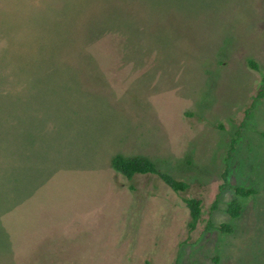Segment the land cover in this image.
<instances>
[{
	"label": "rangeland",
	"instance_id": "rangeland-1",
	"mask_svg": "<svg viewBox=\"0 0 264 264\" xmlns=\"http://www.w3.org/2000/svg\"><path fill=\"white\" fill-rule=\"evenodd\" d=\"M263 75L264 0H0V264H264Z\"/></svg>",
	"mask_w": 264,
	"mask_h": 264
},
{
	"label": "trees",
	"instance_id": "trees-1",
	"mask_svg": "<svg viewBox=\"0 0 264 264\" xmlns=\"http://www.w3.org/2000/svg\"><path fill=\"white\" fill-rule=\"evenodd\" d=\"M248 66L253 71H258V64L254 61H249ZM264 97V75L261 80V87L254 100ZM232 140L230 150L227 152L225 161L230 158L233 150ZM110 168L117 174L121 175L127 180H131L140 175L156 176L167 188L173 193L177 194L182 203L185 205L189 214V221L187 223L188 231L191 232L196 229L201 221V205L202 202L197 198H190L183 195L188 189V184L182 180L176 179L174 176L166 171L161 170L158 165L151 159L144 156H123L116 154L111 157L109 162ZM228 170L225 167L222 173L223 185L227 183ZM234 198L227 204L226 213L231 220L237 219L241 214L242 205L239 199L250 198L257 195V190L254 188L235 187L233 188ZM215 204L213 208H215ZM206 231L217 230L221 234H231L233 227L230 223H223L214 225L211 221H207L205 225Z\"/></svg>",
	"mask_w": 264,
	"mask_h": 264
},
{
	"label": "crops",
	"instance_id": "crops-1",
	"mask_svg": "<svg viewBox=\"0 0 264 264\" xmlns=\"http://www.w3.org/2000/svg\"><path fill=\"white\" fill-rule=\"evenodd\" d=\"M125 156L129 157V156H141V155H137V154H136V155H125Z\"/></svg>",
	"mask_w": 264,
	"mask_h": 264
}]
</instances>
